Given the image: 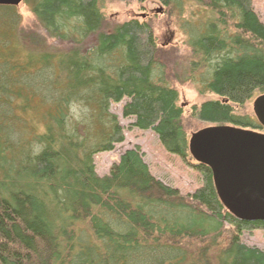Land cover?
<instances>
[{"label":"trees","instance_id":"1","mask_svg":"<svg viewBox=\"0 0 264 264\" xmlns=\"http://www.w3.org/2000/svg\"><path fill=\"white\" fill-rule=\"evenodd\" d=\"M154 1L174 12L190 49L174 78L217 97L192 117L264 131L243 112L264 94V24L252 0ZM102 2L24 0L28 31L17 7L0 6V264H264V251L241 240L264 223L227 212L209 168L195 165L201 185L182 195L150 173L135 145L109 174L96 173L94 156L125 140L110 111L125 99L129 129L190 158L152 26L109 27Z\"/></svg>","mask_w":264,"mask_h":264},{"label":"rangeland","instance_id":"2","mask_svg":"<svg viewBox=\"0 0 264 264\" xmlns=\"http://www.w3.org/2000/svg\"><path fill=\"white\" fill-rule=\"evenodd\" d=\"M255 13L264 24V0H252ZM21 16V28L28 31L33 27L34 19L23 2L17 7ZM189 7L185 6L182 20H189ZM101 12L106 19V24L113 27L130 20L139 22H149L152 26L154 36L157 39L163 60L167 66L168 81L178 93V106L183 111L182 125L188 137L207 125L200 123L192 117L193 107H199L207 101H215L217 97L204 93L199 94L197 88L191 81H186L185 77L180 80L174 75L181 73L184 66H188L191 57L190 49L186 45L187 38L179 27V20L171 9L163 7L154 0L145 2L103 0ZM195 21V20H194ZM48 46L53 49L63 50L65 45L47 40ZM169 54V55H168ZM176 73V74H175ZM187 77V75H186ZM260 94L255 92L251 99L244 106V113L254 117L253 102ZM126 99L120 104H112L110 111L115 114L118 121L123 126L125 140L116 145L112 152L99 153L94 156L95 171L99 176L109 174L110 168L117 163L120 155L129 148L139 145L145 154L144 160L149 166L150 173L156 178L163 180L166 184L176 188L182 195L193 193L200 185V176L195 170V162L189 158L185 163L179 157L170 154L150 131H140L129 129V120L122 118V106ZM241 240L250 247H256L264 251V230H255L252 233H243Z\"/></svg>","mask_w":264,"mask_h":264},{"label":"water","instance_id":"3","mask_svg":"<svg viewBox=\"0 0 264 264\" xmlns=\"http://www.w3.org/2000/svg\"><path fill=\"white\" fill-rule=\"evenodd\" d=\"M24 0H0L18 7ZM255 119L264 128V94L253 102ZM195 164L210 169L223 207L244 222L264 223V131L207 126L190 135Z\"/></svg>","mask_w":264,"mask_h":264}]
</instances>
